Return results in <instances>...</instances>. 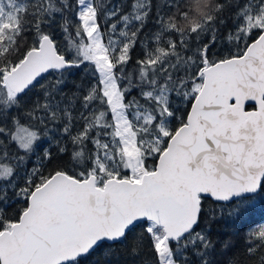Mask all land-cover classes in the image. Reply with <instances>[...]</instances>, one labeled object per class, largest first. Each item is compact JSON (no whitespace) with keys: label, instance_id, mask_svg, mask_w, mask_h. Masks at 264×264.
<instances>
[{"label":"snow or ice","instance_id":"snow-or-ice-1","mask_svg":"<svg viewBox=\"0 0 264 264\" xmlns=\"http://www.w3.org/2000/svg\"><path fill=\"white\" fill-rule=\"evenodd\" d=\"M257 203L264 0H0V264H264Z\"/></svg>","mask_w":264,"mask_h":264},{"label":"trees","instance_id":"trees-1","mask_svg":"<svg viewBox=\"0 0 264 264\" xmlns=\"http://www.w3.org/2000/svg\"><path fill=\"white\" fill-rule=\"evenodd\" d=\"M57 39H60L59 36H57ZM139 51V48H137V52ZM214 51L217 53V55H224L227 52L226 47L218 46ZM135 55V53H134ZM80 74H77L76 78H79ZM253 105H249V108H251ZM68 157L65 156L64 159L66 160ZM149 163H152V161H149ZM51 167V165H49ZM22 206L20 202H17V204L12 205L11 208L8 209L9 214H11L12 210ZM261 223H264V205H261L257 203L255 206V210L252 212L251 216L248 217L247 224L249 227H253L256 225H259ZM214 232H222L223 228L221 225H214ZM225 257H218V259H224Z\"/></svg>","mask_w":264,"mask_h":264},{"label":"water","instance_id":"water-1","mask_svg":"<svg viewBox=\"0 0 264 264\" xmlns=\"http://www.w3.org/2000/svg\"><path fill=\"white\" fill-rule=\"evenodd\" d=\"M249 105H252V104H249Z\"/></svg>","mask_w":264,"mask_h":264}]
</instances>
